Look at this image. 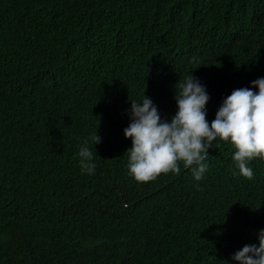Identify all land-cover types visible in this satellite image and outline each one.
I'll use <instances>...</instances> for the list:
<instances>
[{
    "label": "trees",
    "instance_id": "1",
    "mask_svg": "<svg viewBox=\"0 0 264 264\" xmlns=\"http://www.w3.org/2000/svg\"><path fill=\"white\" fill-rule=\"evenodd\" d=\"M190 73L209 122L264 77V0H0V264H239L264 229V159L246 179L216 140L201 181L182 162L128 174L131 101L168 120Z\"/></svg>",
    "mask_w": 264,
    "mask_h": 264
},
{
    "label": "clouds",
    "instance_id": "2",
    "mask_svg": "<svg viewBox=\"0 0 264 264\" xmlns=\"http://www.w3.org/2000/svg\"><path fill=\"white\" fill-rule=\"evenodd\" d=\"M192 61L199 63L197 57ZM191 73L179 84V93L174 94L176 111L168 120L161 118L157 106L145 94L142 102L131 101L130 123L123 129L125 138H131L128 174L137 182H148L161 173H179L182 162L194 179L201 181L208 168V150L218 148L214 141L221 140L236 149L232 157L235 167L240 175L251 180L254 171L250 162L264 159V77L224 97L215 118L209 122L206 104L210 96ZM100 142L97 130L81 141L77 155L82 174H95L97 153L92 148ZM257 240L258 243L245 244L235 251L232 261L264 264V229L257 230Z\"/></svg>",
    "mask_w": 264,
    "mask_h": 264
}]
</instances>
